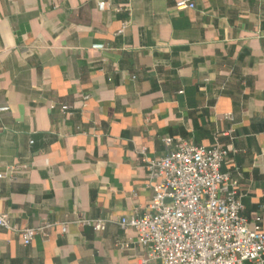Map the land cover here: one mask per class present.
<instances>
[{
	"label": "crops",
	"instance_id": "crops-1",
	"mask_svg": "<svg viewBox=\"0 0 264 264\" xmlns=\"http://www.w3.org/2000/svg\"><path fill=\"white\" fill-rule=\"evenodd\" d=\"M98 1L0 0V172L14 176L0 211L21 229L67 224L29 245L0 228V264L145 259L118 222L152 200L141 151L159 158L165 139L217 138L264 229V0ZM96 219L104 231L78 224Z\"/></svg>",
	"mask_w": 264,
	"mask_h": 264
},
{
	"label": "built area",
	"instance_id": "built-area-1",
	"mask_svg": "<svg viewBox=\"0 0 264 264\" xmlns=\"http://www.w3.org/2000/svg\"><path fill=\"white\" fill-rule=\"evenodd\" d=\"M97 5L99 10L106 6L102 0ZM193 8L190 0L176 4L179 10ZM127 24H122L120 32ZM6 110L0 108V112ZM164 143L170 150L159 158H148L141 151L147 175L154 182L152 200L142 214L118 222L121 229L134 230L138 245L146 251L138 264H264V229L242 216L244 193L236 180L221 171L229 151L217 138L209 147L184 140L165 139ZM4 179L13 180V173L0 172V181ZM107 222L81 220L78 224L99 233ZM55 226L67 232L66 223L21 229L0 211V228L17 234L23 245L36 235L47 240Z\"/></svg>",
	"mask_w": 264,
	"mask_h": 264
}]
</instances>
